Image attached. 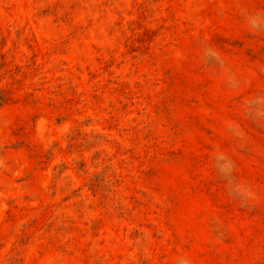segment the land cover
<instances>
[{
  "label": "rangeland",
  "instance_id": "obj_1",
  "mask_svg": "<svg viewBox=\"0 0 264 264\" xmlns=\"http://www.w3.org/2000/svg\"><path fill=\"white\" fill-rule=\"evenodd\" d=\"M0 264H264V0H0Z\"/></svg>",
  "mask_w": 264,
  "mask_h": 264
}]
</instances>
